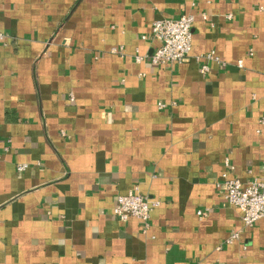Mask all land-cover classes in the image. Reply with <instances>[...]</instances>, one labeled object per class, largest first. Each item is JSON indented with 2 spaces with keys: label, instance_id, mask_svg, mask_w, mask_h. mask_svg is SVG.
<instances>
[{
  "label": "crops",
  "instance_id": "1",
  "mask_svg": "<svg viewBox=\"0 0 264 264\" xmlns=\"http://www.w3.org/2000/svg\"><path fill=\"white\" fill-rule=\"evenodd\" d=\"M182 13L188 60L136 62ZM0 32V264H264L217 186L264 180V0H0Z\"/></svg>",
  "mask_w": 264,
  "mask_h": 264
},
{
  "label": "built area",
  "instance_id": "2",
  "mask_svg": "<svg viewBox=\"0 0 264 264\" xmlns=\"http://www.w3.org/2000/svg\"><path fill=\"white\" fill-rule=\"evenodd\" d=\"M205 18V15H203ZM192 23L193 15L182 13L176 18H158L155 19L150 27V37L158 41L150 55H141L136 53L134 60L142 61L146 58L154 65L166 63H182L188 60L192 39ZM5 35L0 32V41ZM142 35V38H146ZM115 52V49H112ZM206 59L219 58L213 53L204 55ZM241 65V61H238ZM201 70H207V65H202ZM165 105L158 103L159 108ZM264 125V117L259 120ZM27 165L25 163L18 164L17 170L22 171ZM223 182L217 183V186L223 190L224 199L237 207L241 212V220L245 227L252 226L255 221L264 217V180H260L255 176L250 177L246 181H242L238 177L229 176L223 173ZM159 204L158 200L150 198L148 195L141 194L137 191H129L124 195L116 197L113 206V213L120 221H125L128 217H136L142 223L143 229L149 225V218L152 209ZM207 213L206 210H198L197 214L202 217ZM238 237V231H233L227 242H231Z\"/></svg>",
  "mask_w": 264,
  "mask_h": 264
}]
</instances>
